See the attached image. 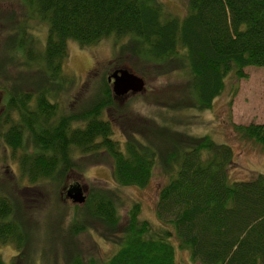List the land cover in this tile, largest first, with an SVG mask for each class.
<instances>
[{
  "label": "trees",
  "instance_id": "trees-1",
  "mask_svg": "<svg viewBox=\"0 0 264 264\" xmlns=\"http://www.w3.org/2000/svg\"><path fill=\"white\" fill-rule=\"evenodd\" d=\"M19 2L48 24V32L41 49L26 26L13 19L10 42L4 53L0 48V147L12 150L19 169V176L0 183V243H14L18 251L29 236L24 201L33 197L25 195L62 190L79 155H92L95 161L106 156L118 185L138 187L149 182L156 160L163 158L133 136L123 146L112 137L113 124L104 113L115 109L121 97L112 93L105 76L89 78V84L74 91L75 77L63 70L68 40L85 47L110 35L127 37L118 58L128 54L150 67H184L188 92L207 109L229 73L242 78L244 68L264 66V0H188L182 17L167 13L157 0ZM235 129L241 140L264 148V123ZM173 133H152L171 146L164 154L176 163L155 205L165 227L156 230L140 219L135 205L119 248L96 264H181L169 238L202 264H264V174L230 181L227 164L233 152L228 144L204 138L178 150ZM23 179L29 185H22ZM118 204L111 190L95 187L76 204V216L99 220L110 233L119 222ZM83 228L84 223L74 224L71 231ZM22 259L19 253L9 264ZM0 264H7L1 256ZM71 264L84 262L77 256Z\"/></svg>",
  "mask_w": 264,
  "mask_h": 264
},
{
  "label": "rangeland",
  "instance_id": "rangeland-1",
  "mask_svg": "<svg viewBox=\"0 0 264 264\" xmlns=\"http://www.w3.org/2000/svg\"><path fill=\"white\" fill-rule=\"evenodd\" d=\"M164 10L178 17L186 13L188 0H157ZM0 38L1 52L12 34L8 32L15 22L26 26L42 49L46 43L48 24L37 15H30L19 0H0ZM30 16V17H28ZM21 18H25L22 24ZM18 20V21H17ZM10 27V28H9ZM7 31V32H6ZM127 37L107 36L95 44L80 46L74 40L67 41L68 56L63 63L65 73L73 75L76 83L74 91L86 82L101 80L118 68L136 69L137 75L145 80V90L140 94H131L120 98L115 109H107L104 116L113 124L112 137L121 145L129 136H133L142 146H151L160 156L154 165L152 176L144 187L118 185L113 176L111 163L106 156L95 161L92 155L82 154L76 159L77 168L67 177L62 190L51 194L40 190H29L25 200L26 243L18 251L14 243H0V256L9 264L19 253L23 254L21 264H71L73 257H79L84 264H96L111 256L122 243L124 227L131 209L138 205V217L148 220L156 230L163 229L165 223L155 212L160 188L168 181L176 163L165 155L171 146L153 138L152 133L167 131L176 136V148L189 147L196 141L210 139L214 144H228L233 156L227 164L230 181L244 180L252 175L264 174V148L252 140H241L235 126L264 123V66L244 68L245 77L237 78L229 73L225 86L210 108H201L193 99L187 87V74L183 68H158L135 61L128 54L118 58L119 47L127 42ZM90 78V82L89 79ZM89 89V88H88ZM71 89L70 91H72ZM95 87L92 88L94 93ZM0 93V111L3 103ZM6 99V98H5ZM114 108V107H113ZM109 110V111H108ZM116 110V111H115ZM108 119V118H107ZM146 128V130H142ZM149 129H153L149 132ZM150 145H149V144ZM204 151V150H203ZM209 151L205 150L203 156ZM167 158V161H166ZM19 176V169L12 150L0 147V183L9 175ZM77 181L85 196L92 188L102 187L111 190L119 199V222L114 231L108 233L103 224L96 219L76 216V204L67 196L70 185ZM21 184L27 186L26 179ZM18 192V190H17ZM26 193V192H25ZM81 217V218H80ZM84 223L81 231L72 232L74 224ZM169 241L175 248V259L181 264H202L194 261L189 253L178 247L175 238Z\"/></svg>",
  "mask_w": 264,
  "mask_h": 264
},
{
  "label": "water",
  "instance_id": "water-1",
  "mask_svg": "<svg viewBox=\"0 0 264 264\" xmlns=\"http://www.w3.org/2000/svg\"><path fill=\"white\" fill-rule=\"evenodd\" d=\"M106 80L110 83L112 93L121 98L129 93L140 94L146 87L143 77L125 68L111 71ZM66 196L75 204H82L86 199L79 184L70 185L66 191Z\"/></svg>",
  "mask_w": 264,
  "mask_h": 264
}]
</instances>
